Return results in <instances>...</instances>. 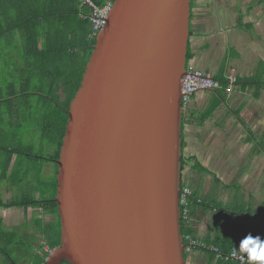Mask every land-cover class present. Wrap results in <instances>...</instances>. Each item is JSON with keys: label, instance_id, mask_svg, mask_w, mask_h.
<instances>
[{"label": "water", "instance_id": "1", "mask_svg": "<svg viewBox=\"0 0 264 264\" xmlns=\"http://www.w3.org/2000/svg\"><path fill=\"white\" fill-rule=\"evenodd\" d=\"M192 0H115L69 108L45 264H187L182 81Z\"/></svg>", "mask_w": 264, "mask_h": 264}, {"label": "crops", "instance_id": "2", "mask_svg": "<svg viewBox=\"0 0 264 264\" xmlns=\"http://www.w3.org/2000/svg\"><path fill=\"white\" fill-rule=\"evenodd\" d=\"M187 57L220 80H239L230 96L221 89L196 93L182 125V178L196 199L188 220L193 235L239 253L247 235L264 240V0H192ZM9 210L24 217L11 220ZM29 213L33 208L0 207L11 230L22 229ZM186 256L187 264H240L202 248Z\"/></svg>", "mask_w": 264, "mask_h": 264}, {"label": "trees", "instance_id": "3", "mask_svg": "<svg viewBox=\"0 0 264 264\" xmlns=\"http://www.w3.org/2000/svg\"><path fill=\"white\" fill-rule=\"evenodd\" d=\"M93 1L103 7L115 0ZM90 14L82 0H0V182L13 192L0 207L56 217H34L29 234L7 229L0 216V264H45L61 244L58 165L44 177L43 157L48 145L55 146L51 159L60 156L70 104L96 44ZM181 223L183 237L193 235L191 224Z\"/></svg>", "mask_w": 264, "mask_h": 264}, {"label": "built area", "instance_id": "4", "mask_svg": "<svg viewBox=\"0 0 264 264\" xmlns=\"http://www.w3.org/2000/svg\"><path fill=\"white\" fill-rule=\"evenodd\" d=\"M83 3L91 8L90 20L93 26V36L96 38L99 32H101L107 24L108 16L112 8V3H108L103 7L95 5L93 0H82ZM238 78L234 75H229L226 80H220L216 78L211 72L201 70L195 66L188 65L187 70L182 81V103L183 110H186L192 100V97L202 91H217L223 88V84H226L224 89L226 95L230 96L234 93L236 86L238 85ZM193 199V192L190 187L184 186L181 191V210L182 218L185 221L189 220L191 214V205ZM185 243V253L190 255L197 248L208 249L214 251L218 257L224 258L230 261H237L240 264H248L247 255H242L233 252L225 254L219 249L206 246L197 240L193 235L186 234L183 237Z\"/></svg>", "mask_w": 264, "mask_h": 264}, {"label": "clouds", "instance_id": "5", "mask_svg": "<svg viewBox=\"0 0 264 264\" xmlns=\"http://www.w3.org/2000/svg\"><path fill=\"white\" fill-rule=\"evenodd\" d=\"M236 249H233V255L236 254ZM239 253L247 254L248 264H264V240L261 237H253L247 235L240 241Z\"/></svg>", "mask_w": 264, "mask_h": 264}, {"label": "rangeland", "instance_id": "6", "mask_svg": "<svg viewBox=\"0 0 264 264\" xmlns=\"http://www.w3.org/2000/svg\"><path fill=\"white\" fill-rule=\"evenodd\" d=\"M54 150H55V146L54 145H48V148L46 149V151H45V155L47 156H49V155H51V154H53V152H54ZM35 153L36 154H38L39 153V151L38 150H35ZM45 163V162H44ZM42 164V163H41ZM43 166H46V163H45V165L43 164ZM48 169H49V172H51L52 170L56 173V166H55V164H53V166H49V167H47ZM47 171V170H46ZM49 176V175H48ZM44 177H46L47 178V176L46 175H44ZM1 183V182H0ZM8 187V188H10L9 187V185H8V183L7 182H5V183H1L0 184V198H2V199H4L5 200V196L7 197V193H6V191L3 189L4 187ZM10 197V196H9ZM18 210V209H17ZM37 211H39L40 212V209H37V210H34L33 209V213H34V215H33V213L31 214V213H29L28 215H27V217L26 218H24L23 220V222L25 223L24 224V227L21 229L22 231L21 232H28L29 234H32V232H33V227H30L28 224H29V222H30V220H31V216H37V214H39V213H35V212H37ZM9 212H11V220L12 219H14V221H17V222H19L20 220H21V218L22 217H24V213L23 212H21V211H14L13 212V210H9ZM41 215H43L42 213H41ZM34 217H32V218H34ZM44 218H46L47 217V215L46 216H43ZM47 218H50V217H47Z\"/></svg>", "mask_w": 264, "mask_h": 264}, {"label": "flooded vegetation", "instance_id": "7", "mask_svg": "<svg viewBox=\"0 0 264 264\" xmlns=\"http://www.w3.org/2000/svg\"><path fill=\"white\" fill-rule=\"evenodd\" d=\"M44 158V161H45V163H46V166H43V174L44 175H46L47 177H48V175L49 176H53V175H55V172L52 170L51 172H49V169L47 168V167H49V166H53V164H55V166H56V164H57V160H53V159H51L49 156H47V157H43ZM45 163H44V165H45ZM47 170V171H46ZM58 174V173H57ZM57 174H56V177H57ZM35 209H37V208H35ZM42 210V209H41ZM45 215H47V217H50V218H56L55 216H53V215H50V214H45ZM45 218L46 220H50V218ZM62 264H66V263H62Z\"/></svg>", "mask_w": 264, "mask_h": 264}]
</instances>
